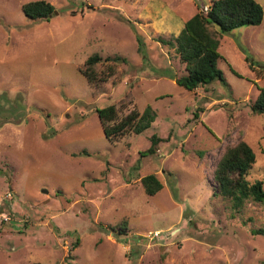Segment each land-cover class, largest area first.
<instances>
[{"label": "rangeland", "instance_id": "obj_1", "mask_svg": "<svg viewBox=\"0 0 264 264\" xmlns=\"http://www.w3.org/2000/svg\"><path fill=\"white\" fill-rule=\"evenodd\" d=\"M28 1L0 0V264H264V203L234 211L213 183L243 140L256 159L247 180L264 186V115L251 110L264 0L260 24L218 30L225 82L194 90L173 79L184 65L158 37L211 0H46L40 20L23 13ZM94 53L125 60L89 83L77 68ZM109 104L118 118L150 105L154 121L111 142L95 111ZM153 134L156 153L142 155ZM150 173L154 195L141 184Z\"/></svg>", "mask_w": 264, "mask_h": 264}, {"label": "trees", "instance_id": "obj_2", "mask_svg": "<svg viewBox=\"0 0 264 264\" xmlns=\"http://www.w3.org/2000/svg\"><path fill=\"white\" fill-rule=\"evenodd\" d=\"M21 9L27 18L40 20L47 19L54 7L46 0H31L23 3ZM262 19L263 9L255 0H211L205 9L197 11L185 20L184 26L176 35L168 39L158 37L163 45L174 48L180 63L184 65L185 74L180 77L174 76L173 79L187 90L205 87L214 80L225 82L223 73L217 65V60L222 57L218 51V30L226 32L245 25H258ZM118 60H125V58L118 55L102 58L94 53L89 55L83 65L77 69L89 83L104 82L114 74ZM245 60L253 71L258 70L257 75L262 73L248 56ZM102 61L110 63L106 71H97L95 67ZM257 88L259 92L251 104V110L264 115V85H258ZM95 111L104 137L111 142L116 141L128 131L142 132L151 126L155 118L150 105H147L143 111L132 109L121 118L117 117L114 104L98 107ZM149 141L150 144L142 155L156 153L161 138L153 134ZM255 160L254 150L247 142L240 140L235 145L225 148L213 170V183L216 190L214 193L230 200L234 211L239 212L247 202L264 203L263 181L247 180ZM141 184L148 195H154L162 188V182L154 173L143 176ZM260 232L264 234V228H259L254 233Z\"/></svg>", "mask_w": 264, "mask_h": 264}, {"label": "built area", "instance_id": "obj_3", "mask_svg": "<svg viewBox=\"0 0 264 264\" xmlns=\"http://www.w3.org/2000/svg\"><path fill=\"white\" fill-rule=\"evenodd\" d=\"M152 234H153V236H157L159 234V232L158 231H155Z\"/></svg>", "mask_w": 264, "mask_h": 264}]
</instances>
